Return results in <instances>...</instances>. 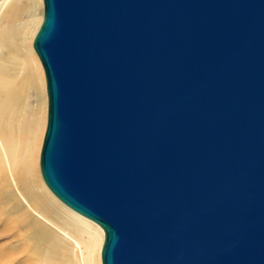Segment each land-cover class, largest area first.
I'll list each match as a JSON object with an SVG mask.
<instances>
[{
	"label": "water",
	"instance_id": "water-1",
	"mask_svg": "<svg viewBox=\"0 0 264 264\" xmlns=\"http://www.w3.org/2000/svg\"><path fill=\"white\" fill-rule=\"evenodd\" d=\"M42 182L100 264H264V0H41Z\"/></svg>",
	"mask_w": 264,
	"mask_h": 264
},
{
	"label": "bare ground",
	"instance_id": "bare-ground-1",
	"mask_svg": "<svg viewBox=\"0 0 264 264\" xmlns=\"http://www.w3.org/2000/svg\"><path fill=\"white\" fill-rule=\"evenodd\" d=\"M25 4L0 0V49L6 51L0 52V235L12 236L0 245V264H99L101 229L61 205L37 175L43 78L30 48L38 18H19ZM22 55L34 72L24 71ZM35 76L39 100L23 106L24 88Z\"/></svg>",
	"mask_w": 264,
	"mask_h": 264
},
{
	"label": "rangeland",
	"instance_id": "rangeland-1",
	"mask_svg": "<svg viewBox=\"0 0 264 264\" xmlns=\"http://www.w3.org/2000/svg\"><path fill=\"white\" fill-rule=\"evenodd\" d=\"M21 3L25 4L24 8L22 7V10H21V14H20V17L21 19H27L29 18L30 16L32 18H38V22H37V25L35 26V31H34V34L38 28V25L40 23V20H41V14H42V2L41 0H38V1H33L32 4L31 3H28L26 0H20ZM28 3V4H27ZM24 10V11H23ZM34 36V35H33ZM33 38V37H32ZM32 41V40H31ZM30 48L32 49V46L30 45ZM24 51V50H23ZM33 51V49H32ZM0 52H4L5 55H6V51L4 48L0 49ZM33 55L35 56V59L39 62L36 54L34 53V51L32 52ZM22 58H25L26 62H27V65L25 66V70H29L30 72H34L35 68L33 67L31 61L25 56V55H22ZM40 64V63H39ZM41 67V66H40ZM33 68V69H32ZM41 71H42V68H41ZM17 75H20L19 73H17ZM36 75V74H34ZM42 78H43V97H44V118H43V123H42V133H41V137L39 139V146H38V151H37V175H38V178L40 180V182L42 183V185L46 188V186L44 185V183L42 182L41 180V177H40V173H39V168H38V154H39V148H40V144H41V139H42V135H43V130H44V126H45V117H46V94H45V86H44V77H43V72H42ZM39 85V81H38V78L37 76H35V83H33L32 85H28L26 84L25 88H24V94H23V106H25L26 103L28 102H31V103H34L36 102L35 100H39V95H40V85ZM38 93V94H37ZM47 189V188H46ZM47 191L50 193V191L47 189ZM51 194V193H50ZM51 196H53L51 194ZM54 197V196H53ZM20 198V197H19ZM55 198V197H54ZM56 199V198H55ZM61 205H63L58 199H56ZM64 206V205H63ZM66 207V206H64ZM67 208V207H66ZM69 209V208H67ZM70 210V209H69ZM72 211V210H71ZM82 217V216H81ZM87 220V219H86ZM89 221V220H88ZM2 222H0V225H1ZM92 223V222H91ZM95 227H97L95 224H93ZM98 228V227H97ZM66 231V230H65ZM6 236H1L0 235V245H8L9 243V240L12 238V236H8L7 238H5ZM21 238V237H19ZM25 245V244H24ZM99 264H100V259H99Z\"/></svg>",
	"mask_w": 264,
	"mask_h": 264
}]
</instances>
